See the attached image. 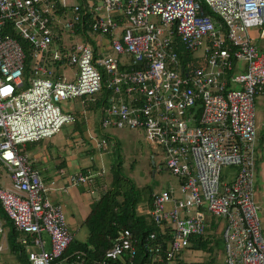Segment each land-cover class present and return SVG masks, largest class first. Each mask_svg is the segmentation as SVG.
I'll return each mask as SVG.
<instances>
[{"label": "built area", "instance_id": "built-area-1", "mask_svg": "<svg viewBox=\"0 0 264 264\" xmlns=\"http://www.w3.org/2000/svg\"><path fill=\"white\" fill-rule=\"evenodd\" d=\"M263 27L264 0H82L71 7L0 0V165L10 183L0 187V205L17 233L18 254L28 264H133L141 242L143 264H189L183 254L190 237L208 229V214L220 224L223 264H264L252 197L253 100L264 91V52L249 35ZM98 37L106 40L104 53L89 43L98 47ZM236 63L243 71L234 72ZM68 67L75 69L71 81L63 75ZM103 84L109 96L100 128L141 130L161 151L181 197L153 193L141 215L156 232L136 241L117 230L103 255L89 260L83 251L66 254L73 235L62 208L46 198L20 147L76 123L58 104L91 100ZM94 141L106 143L103 136ZM226 168L234 170L228 180ZM92 177L72 174L68 182L75 187ZM6 247L0 227V253Z\"/></svg>", "mask_w": 264, "mask_h": 264}, {"label": "crops", "instance_id": "crops-1", "mask_svg": "<svg viewBox=\"0 0 264 264\" xmlns=\"http://www.w3.org/2000/svg\"><path fill=\"white\" fill-rule=\"evenodd\" d=\"M82 3V0H81ZM253 31L249 32L251 38L253 36ZM74 37L73 40L76 41ZM82 39V37L79 36ZM95 42L89 41L91 46L96 47L95 50L99 53H104L107 50V44L105 38H96ZM67 42V41H66ZM71 40L69 43H72ZM256 45V44H255ZM257 47V46H256ZM258 49V48H257ZM243 71V64L236 63L235 64V73H239ZM82 107L77 110L74 109V106L69 109V111L65 113L75 114L76 123L71 125L69 128L60 129V131L55 134L53 137L49 139H44L35 143H27L20 147L22 153H24L27 157L29 165L35 169L39 175L41 182L45 185L47 192L46 198L51 200V203L58 204L61 206L63 210V202L61 199L68 200L74 206L78 204V201L81 199H85L88 195L92 193H96L99 190L95 186L101 176L103 174L104 182L107 181V176H109L110 165L112 164V159L110 157V153L108 150L102 149V147H96L94 139L96 137H100L101 135H105L102 132V128L99 126V119H93L91 117L92 106H90V101L81 100ZM95 105V104H94ZM253 112H254V128H255V139H254V179H253V192L252 197L254 203L258 208V213L260 215V233L264 240V91L257 94L253 100ZM98 116V115H97ZM100 118V116H98ZM98 122V127L97 123ZM100 129V130H98ZM107 136V135H106ZM109 138V137H108ZM153 149V148H152ZM233 170V169H232ZM92 173L93 177L88 183L89 190H83L82 185H77L72 187L69 185L68 177L72 174L77 173ZM234 170L230 174L229 177L225 179L228 180L233 175ZM177 181V180H176ZM94 182V183H93ZM53 183V184H51ZM100 184V180L98 181ZM178 184V182H177ZM87 185V184H86ZM101 190V189H100ZM168 191V190H165ZM162 192V191H161ZM160 193V192H159ZM153 194V193H152ZM172 194V193H171ZM65 198H63V196ZM97 198L93 197L91 202H88V206L90 208L91 203ZM177 199V198H176ZM140 206H136V211L139 215L142 214L143 210L148 208L149 203L142 204ZM83 209H87V213L84 216L83 220L87 216L89 212V208L83 207V204L80 205ZM204 211V209H203ZM205 212V211H204ZM205 223L210 224L205 229V232L212 233V228L217 227L216 233L217 236H214L213 240H218L216 242L217 251L220 249L219 254L215 249L216 256L213 261L214 264H223V252H222V242L220 238V224L217 225V220H215L212 216L208 214H204ZM82 220V222H83ZM81 222V224H82ZM69 227L68 222L66 223ZM77 227V225H75ZM0 227L3 233L6 235V243H7V232L4 228L3 220L0 219ZM207 230V231H206ZM69 231L72 233L71 229ZM75 231H77L75 229ZM74 232V231H73ZM73 235V233H72ZM84 235V239H85ZM193 238V237H192ZM220 238V240H219ZM75 241V238L73 236ZM190 240V239H189ZM84 241V240H83ZM80 241L78 243H81ZM221 244V246H220ZM191 245V243H190ZM190 252L188 255L183 254V257L190 258L195 257L200 251L193 250L190 247ZM6 254L5 257H0V263L4 264L7 262L15 261L13 255H11L8 251V243L7 247L0 253V255ZM189 263V262H188ZM190 263H200L199 261H194ZM17 264V263H16Z\"/></svg>", "mask_w": 264, "mask_h": 264}, {"label": "trees", "instance_id": "trees-1", "mask_svg": "<svg viewBox=\"0 0 264 264\" xmlns=\"http://www.w3.org/2000/svg\"><path fill=\"white\" fill-rule=\"evenodd\" d=\"M201 1V0H200ZM94 53H97L95 47L92 46ZM181 50V48L179 49ZM185 61H189L188 56L185 57ZM30 63L26 60L22 71L23 85L26 87L30 76ZM103 81V80H102ZM109 96L108 90L104 84L98 93L91 96V100L82 98L81 100L90 101L92 112L97 113L98 116H102L103 110L107 107L106 100ZM95 104V105H94ZM73 116L75 114H72ZM99 121V120H98ZM126 130H132L123 128ZM105 138L106 145L109 143L108 136L101 135ZM107 150V148L102 147ZM120 164L112 163L109 169L110 183L106 186L103 178V174H100L98 181L100 184L95 185L97 187V198L91 203L89 212L83 220L81 226L86 230V236L83 242L78 243L74 241L70 242L66 254H70L73 251H83L89 260L99 259L103 253L110 247L111 241L115 236L117 230H128L133 240L139 241L150 233H155L156 229L151 224L150 219L147 221L144 215H139L136 211L137 204L144 202L150 203L152 192L143 189H137L133 184L123 177L120 172ZM101 189V190H100ZM0 219L3 220L4 228L7 232L8 251L17 264H28L26 258L22 254H18L19 248L15 244L17 233L14 231L11 222L4 214L0 205ZM207 231V230H206ZM212 233L205 232L201 236L190 237V247L193 250L201 251L202 253L213 254L215 252V245L218 240H213L217 227L212 228ZM220 240V238H219ZM138 253L133 264H143L141 255V249L143 247L141 242H138ZM186 264V263H183ZM200 264V263H189ZM201 264H212L211 261Z\"/></svg>", "mask_w": 264, "mask_h": 264}, {"label": "rangeland", "instance_id": "rangeland-1", "mask_svg": "<svg viewBox=\"0 0 264 264\" xmlns=\"http://www.w3.org/2000/svg\"><path fill=\"white\" fill-rule=\"evenodd\" d=\"M65 6L71 7L74 5L81 4V0H63ZM254 37V43L258 48V52H264V40L260 38L261 35H264V27L261 28L258 32H252ZM67 39L64 38V35L60 37V43L67 44ZM76 41H82L81 38H76ZM201 50L198 49L194 52L195 56L201 55ZM60 72V71H59ZM75 69L68 67L63 70V75L69 81L74 79ZM25 86H23L24 88ZM81 99H74L58 104L60 111H69L72 106L74 109L79 110L82 107ZM73 108V107H72ZM91 117L94 119H99L97 113L91 112ZM94 119V120H95ZM98 127V122L96 123ZM71 125H63L61 130L64 128H69ZM100 130V129H98ZM63 131V130H62ZM102 132L109 137V143L105 146L107 150L109 149L110 157L112 163L120 164V172L123 177L128 179L134 187L137 189H143V191H151L152 193H159L161 191L168 190L172 193L174 198H180L181 194L179 192V187L176 179L171 176L163 167V156L160 150H154L152 147L145 142L143 137V132L141 130H126L121 128H116L112 126H106L102 129ZM231 168H226L222 170V175L229 177L232 173ZM107 181L105 185L107 186L110 183V176H107ZM94 183V182H93ZM10 185L9 179L4 168L0 165V187L8 188ZM83 190L88 189L89 185L84 184L81 186ZM98 192H94L91 195H88L85 199L78 201V204L75 206L71 204L68 200L61 199L63 202V213L66 223L69 224V229H71L73 236L76 242L84 240V235H86V230L81 226V222L84 216L87 213V209H83L80 205L83 204V207L89 208L87 205L88 202H91L93 197H96ZM63 196V195H62ZM63 198H65L63 196ZM49 202L51 200L49 199ZM141 203L137 204L140 206ZM145 204V203H142ZM259 213L257 212V218L259 220ZM145 220L147 221L148 216L144 215ZM260 223V220H259ZM77 225V227L75 226ZM75 229L77 231H75ZM220 229V228H219ZM74 231V232H73ZM221 246V244H220ZM217 251V249H216ZM220 249L217 251L219 254ZM185 255H188L186 253ZM216 252L213 254L202 253L201 251L195 256L187 258V262L199 261L200 264L204 262L211 261L214 264ZM0 257H10L6 254L0 255ZM0 264H4L1 262ZM5 264H16L14 261L6 262Z\"/></svg>", "mask_w": 264, "mask_h": 264}]
</instances>
